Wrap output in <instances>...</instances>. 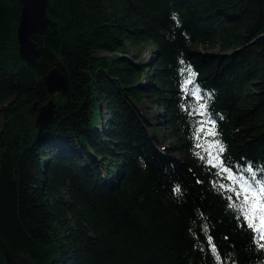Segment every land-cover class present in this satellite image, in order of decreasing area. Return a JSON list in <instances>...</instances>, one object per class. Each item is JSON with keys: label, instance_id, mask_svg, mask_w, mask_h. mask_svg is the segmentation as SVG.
Here are the masks:
<instances>
[{"label": "trees", "instance_id": "trees-1", "mask_svg": "<svg viewBox=\"0 0 264 264\" xmlns=\"http://www.w3.org/2000/svg\"><path fill=\"white\" fill-rule=\"evenodd\" d=\"M21 10L0 0V264H262L213 187L228 181L194 154L181 70L233 171L264 166V0H50L32 65ZM53 67L67 87L50 93ZM50 100L47 126L18 121Z\"/></svg>", "mask_w": 264, "mask_h": 264}, {"label": "snow or ice", "instance_id": "snow-or-ice-1", "mask_svg": "<svg viewBox=\"0 0 264 264\" xmlns=\"http://www.w3.org/2000/svg\"><path fill=\"white\" fill-rule=\"evenodd\" d=\"M185 71L188 75L184 77L182 82V91L195 97L197 101V106L192 108L189 114L201 117L200 120L195 121L193 124L194 148L200 150L194 154L209 169H218L215 175L228 181V183L219 184L213 182V187L218 192L231 193V195L226 196V200L229 201L227 207L234 211L235 218L240 222V226L250 230L253 242L257 243L264 250V177L257 178V172H264V166L254 170L251 162H249L237 174V172L233 171L227 158H222L226 149L222 141L216 139L219 135L216 129L217 121L212 119L208 113L206 102H200L204 100L200 87L198 85L194 89L189 87L194 84L196 74L192 72L190 67L181 70L182 73ZM207 96L210 98L211 93H208ZM245 173H248V175L245 176ZM197 182L199 183V181ZM173 192L176 194L181 193L180 186H175ZM201 230L207 234V225H203ZM207 238L211 244V251L215 259L219 260L220 256L215 244H212V237L208 236Z\"/></svg>", "mask_w": 264, "mask_h": 264}, {"label": "water", "instance_id": "water-1", "mask_svg": "<svg viewBox=\"0 0 264 264\" xmlns=\"http://www.w3.org/2000/svg\"><path fill=\"white\" fill-rule=\"evenodd\" d=\"M49 1L50 0H22L23 7L20 23L18 25V40L20 44V54L22 58L27 60L28 64H34L40 56L39 47L35 38L37 34L45 32L50 24L51 18L47 14ZM44 80L48 90L51 92L57 89H64L67 85L63 73L56 67L45 75ZM45 105H49L52 108L55 106L52 100ZM51 110L49 114L45 113V111L39 114L38 119L40 120L41 129L51 122L53 118Z\"/></svg>", "mask_w": 264, "mask_h": 264}, {"label": "rangeland", "instance_id": "rangeland-1", "mask_svg": "<svg viewBox=\"0 0 264 264\" xmlns=\"http://www.w3.org/2000/svg\"><path fill=\"white\" fill-rule=\"evenodd\" d=\"M49 3H50V1H49ZM49 5V4H48ZM22 7H23V2H22ZM48 8V7H47ZM21 13H22V10H21ZM47 14H48V12H47ZM49 16V15H48ZM50 17V16H49ZM51 22V21H50ZM48 29V28H47ZM20 45V44H19ZM216 49V48H215ZM19 51H20V49H19ZM39 51H40V49H39ZM100 53H102V54H106V52L105 51H100ZM152 53V51H151V48L150 47H148L147 48V50H146V54L148 55V54H151ZM21 55V54H20ZM22 57V56H21ZM40 57V56H39ZM26 62H27V60H26ZM36 62V61H35ZM28 63V62H27ZM29 65H32V64H29ZM53 68H55V67H53ZM52 68V69H53ZM57 68V67H56ZM59 70V69H58ZM50 71V70H49ZM60 71V70H59ZM61 72V71H60ZM48 73V72H47ZM46 73V74H47ZM62 73V72H61ZM45 74V75H46ZM45 77V76H44ZM43 77V78H44ZM45 81V80H44ZM46 83V82H45ZM47 85V84H46ZM66 87H67V85H66ZM66 87L64 88V89H57V90H54V91H49L50 93H53V92H57V91H62V90H65L66 89ZM47 89H48V87H47ZM145 101L147 102V103H149V104H151V105H153L154 106V108H156V109H158L159 111L161 110V109H159L158 108V106L157 105H154L149 99H145ZM45 104H47V103H45ZM45 104H35V105H32V106H29L25 111H23V113H22V115H20L19 117H18V121H20L21 123H26V122H28V120L27 119H33V118H37V120L39 121V123H40V120L38 119V116H39V114L41 113V112H44L45 111V113H48L49 114V111L51 110V112L53 113V115L55 114V106H53V108L51 107V106H49V105H45ZM54 104V103H53ZM45 105V106H44ZM55 105V104H54ZM44 106V107H43ZM43 107V108H42ZM46 111H48V112H46ZM102 113H103V116L105 117V118H107V114L106 113H108L107 112V108L106 107H102ZM52 115V116H53ZM0 119L1 120H3V118L2 117H0ZM40 128H41V124H40ZM24 264H37V263H35L34 261H32L31 259H29L28 258V256L27 257H25L24 258Z\"/></svg>", "mask_w": 264, "mask_h": 264}]
</instances>
